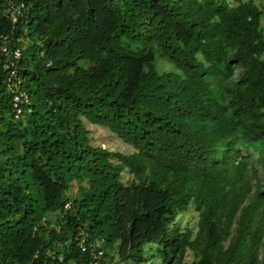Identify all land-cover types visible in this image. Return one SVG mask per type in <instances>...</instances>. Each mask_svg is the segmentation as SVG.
<instances>
[{
    "label": "trees",
    "instance_id": "1",
    "mask_svg": "<svg viewBox=\"0 0 264 264\" xmlns=\"http://www.w3.org/2000/svg\"><path fill=\"white\" fill-rule=\"evenodd\" d=\"M8 1L0 264H93L97 242L99 264H143L148 243L162 264H264V6L24 0L13 23ZM86 122L134 152L93 145ZM192 209L196 230L178 224Z\"/></svg>",
    "mask_w": 264,
    "mask_h": 264
},
{
    "label": "rangeland",
    "instance_id": "2",
    "mask_svg": "<svg viewBox=\"0 0 264 264\" xmlns=\"http://www.w3.org/2000/svg\"><path fill=\"white\" fill-rule=\"evenodd\" d=\"M226 1L229 5L232 7L238 6L240 3H245L248 1H254L257 5L264 6V0H224ZM262 25L264 28V18L262 20ZM30 47V42L27 41L25 44V48L29 49ZM80 67L87 68L89 67V63L86 61H81L79 63ZM160 68L164 70H168L170 67L166 65L165 63H161ZM86 128L91 132V137L93 140V145L97 147H103L106 148L109 151L112 152H120L124 154H132L134 152V149L132 146L121 140L119 137L116 135L112 134L108 129L102 128L97 125H91L86 122ZM130 176L127 174H124V183L125 181L127 182ZM261 179L264 180L263 175L261 176ZM77 193V186H73V188L70 191V195H75ZM199 215L195 210H190L186 214L182 215L178 219V224L182 227L184 226H189L190 228L196 230L197 228V223H198ZM156 249L157 245L156 244H145L144 246V251H145V257L148 259V261L144 262L143 264H162L161 259L156 255ZM111 253L118 261V257L116 256L117 251L114 250ZM191 258H189L190 260ZM120 264H135L133 260H129Z\"/></svg>",
    "mask_w": 264,
    "mask_h": 264
},
{
    "label": "built area",
    "instance_id": "3",
    "mask_svg": "<svg viewBox=\"0 0 264 264\" xmlns=\"http://www.w3.org/2000/svg\"><path fill=\"white\" fill-rule=\"evenodd\" d=\"M26 6L24 0H9L5 8V14L7 19L11 20L13 23H17L20 18L25 14ZM1 53L5 57L7 67H14L18 61L22 58L21 48H15L13 51L10 49V37L3 36L1 38ZM23 79L19 76L17 70L11 71V78L9 80V91L13 97V107L15 113V119H19L23 114V109L21 107L24 100H27L26 95L20 91ZM66 210L70 209V204L65 206ZM101 242L96 243L95 255L96 258L93 264H99L100 260L104 257V251L101 250ZM86 248L83 246V250Z\"/></svg>",
    "mask_w": 264,
    "mask_h": 264
}]
</instances>
